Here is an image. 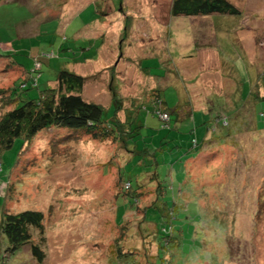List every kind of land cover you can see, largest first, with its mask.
<instances>
[{
    "label": "rangeland",
    "instance_id": "rangeland-1",
    "mask_svg": "<svg viewBox=\"0 0 264 264\" xmlns=\"http://www.w3.org/2000/svg\"><path fill=\"white\" fill-rule=\"evenodd\" d=\"M229 1L242 16L172 17L170 0H0V54H10L0 57V117L12 107L4 90L39 96L68 70L87 77L83 97L105 119L137 94L144 123L127 145L68 128L16 140L1 157L0 226L8 213L42 211L33 242L44 260L29 245L8 251L0 230V264H264V0ZM52 51L39 87L24 92L29 77L10 60L31 68L25 52ZM162 108L178 111L170 129ZM125 181L154 193L137 203ZM174 203L178 247L161 233Z\"/></svg>",
    "mask_w": 264,
    "mask_h": 264
},
{
    "label": "trees",
    "instance_id": "trees-1",
    "mask_svg": "<svg viewBox=\"0 0 264 264\" xmlns=\"http://www.w3.org/2000/svg\"><path fill=\"white\" fill-rule=\"evenodd\" d=\"M167 7L172 17H197L199 15L209 16L215 14H227L229 16L243 15V12L229 0H170ZM222 21H224L222 17L221 20H214L216 23H222ZM13 51H15V53L19 52L17 50ZM25 53L30 56L33 55L31 56V68H27L24 63L10 60L18 69L24 68L26 76L29 77L28 79H24L21 84L20 88H22L24 92L39 87L44 62L46 61L49 63V60L55 56L54 51L42 54ZM9 55L10 54L6 53L0 57L7 58ZM87 81L88 79L85 76L68 70H60L56 74V78L52 84L45 83V88L39 90V96L29 98L20 97L17 98V100L16 98H12L9 94L10 89L7 88L4 90L3 93L5 94L3 95L9 100L7 105H12V107L11 109H7L0 117V165L2 154L9 150L16 140L31 143L41 132L50 129L68 128L84 131L94 140L120 139L124 141L126 145L127 140L131 138L130 135L132 132L135 134L141 132L144 123L141 122L139 118L143 104H140L139 98L128 99L131 103L130 110H128V108L122 109V102L117 101L114 118L108 120L105 119L104 105L84 99L83 91ZM259 81H264L262 76H259ZM257 87L259 86L257 85ZM157 90L158 88L153 90V92ZM28 93L29 92L26 94ZM156 94L158 96V104L164 105L165 101H162L160 91H157ZM122 110L124 113L126 112L125 119H122L120 116ZM162 112L169 115L168 124L160 118ZM177 112V110L174 111V114ZM156 114L159 120H161L162 128L170 129V122L174 114L168 112L164 108L157 109ZM262 116L264 117V112ZM114 132H116L117 135H115ZM125 137H127V139ZM165 137L163 139H158L161 145H163L166 138L168 139V136ZM206 140L207 134L202 138V144ZM199 143L200 142L196 139L194 145L198 146ZM133 152L137 154H151L148 150L136 152V149H134ZM248 172H250L249 167H247L245 174L247 175ZM158 175V173L154 174V177ZM133 188L131 181H125L124 189L126 190V194L134 197L137 203H139L138 200L141 197H146L154 193V190L151 189L152 187L142 182L141 184L138 183L136 190ZM157 189L159 194H156V198L158 202L161 201L163 203V199H161L163 197L162 187L158 186ZM144 208H146V206L142 209ZM178 210V204L174 203L171 209L167 212H163V223L166 221L165 223L167 225H164L161 230L163 242L165 241V243L169 244L174 240V245L176 247L179 246V242L177 238H174V221L176 219L175 212ZM143 218H146V210ZM221 224L223 225L222 227L225 228L227 226L226 220H221ZM34 229H39L42 233L45 230V216L42 211L26 210L16 214L8 213L3 218L0 226L1 233L6 236L10 243L8 251L15 252L21 247L29 245L31 246L32 255L35 256L38 262H42L44 260V253L41 251L40 245L37 244V242H33ZM153 241L150 240L151 244H153ZM154 243L158 244L156 241H154ZM161 247L163 248V243L159 241V249ZM129 254L134 255V250H130Z\"/></svg>",
    "mask_w": 264,
    "mask_h": 264
},
{
    "label": "crops",
    "instance_id": "crops-1",
    "mask_svg": "<svg viewBox=\"0 0 264 264\" xmlns=\"http://www.w3.org/2000/svg\"><path fill=\"white\" fill-rule=\"evenodd\" d=\"M4 51H7V50H4ZM10 51H12V50H10ZM31 56H33V55H31ZM142 72H143V70H141ZM145 76V75H144ZM153 86V85H152ZM152 90H156L157 88L156 87H154V88H151ZM151 89H149V90H151ZM159 89V88H158ZM149 90H147V92L149 91ZM139 94V93H138ZM137 95V94H136ZM136 95H132V97L131 98H129V99H133V98H136L135 96ZM138 97V96H137Z\"/></svg>",
    "mask_w": 264,
    "mask_h": 264
}]
</instances>
